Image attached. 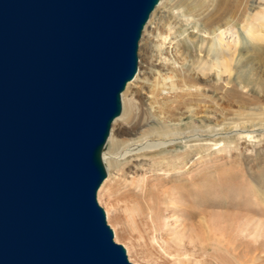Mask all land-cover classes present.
<instances>
[{
	"label": "water",
	"instance_id": "95a60500",
	"mask_svg": "<svg viewBox=\"0 0 264 264\" xmlns=\"http://www.w3.org/2000/svg\"><path fill=\"white\" fill-rule=\"evenodd\" d=\"M160 0H0V264H133L98 192Z\"/></svg>",
	"mask_w": 264,
	"mask_h": 264
},
{
	"label": "rangeland",
	"instance_id": "374dc122",
	"mask_svg": "<svg viewBox=\"0 0 264 264\" xmlns=\"http://www.w3.org/2000/svg\"><path fill=\"white\" fill-rule=\"evenodd\" d=\"M215 2L216 0H173L165 6L155 9V11L157 10L156 15L150 24L148 23L151 18L147 23L150 25L149 29L151 32L146 36V41H149L148 49L142 50L141 48L144 32L139 43V65L141 60H143L144 62L142 61V65H144V67L142 70L144 69L145 71L141 72L138 81L132 83V88H134H131V91L136 93L137 101L139 99L141 102L145 100L147 103H150L155 100L158 106L161 105L166 107L167 110L177 107L180 103L178 99L181 97V101L185 100L184 103H188V105H192V107L180 109L178 111V116L182 117L183 113L185 114L190 110L198 111V114L194 117V121L197 125L200 120L209 115L211 125L218 128H221L224 123H229L231 120L233 121L234 118V121L237 122L246 123L249 120L250 122H247L248 126L251 121H254L253 124H261L259 119H264V94L261 90L259 91V89L256 88L257 86L255 83L260 87H264V61L258 58L261 57L259 52H262L264 47H260L257 43L249 41L244 35L243 41L245 40L247 43L242 45L243 49H241L243 51H239L236 64L233 66L237 67L241 64H247L244 68V73L247 75V80H250V84L251 82L254 83L251 85L255 88L253 91H250L249 88H244V86H239L236 72L232 73L229 79L230 81L228 82V79H224V75H220L221 77L218 76L220 69L217 67L211 68L212 73L208 76H202V79H200L198 72L191 68L193 58L196 56L206 59L210 58V62H217L223 56L222 48L219 46L212 50V52L207 49V46L203 48L202 38L209 43H216V38L214 37L223 31L225 34L224 36L230 40L232 44L238 42L236 36L230 31V29L234 27L233 24L236 18L223 19L219 24L221 26L225 25L222 27V30L216 31L217 27H212L209 31L207 30L209 33L208 35L204 33L205 31L196 29V27L201 29V27H204L206 23L209 24L212 20L208 14L211 9L210 6ZM258 3H260L259 0H244V5L246 7L247 5L251 6L254 4V13H260L261 11L263 13L262 15H264L263 2L262 4L260 3L263 9L256 8ZM177 4H179V6L176 7ZM261 54L263 55L264 53ZM239 55H242V57ZM238 56L239 58L241 57V60L238 59ZM247 61H249V63ZM171 73H173V80L175 82L177 81L176 83L182 82L178 84L179 86L174 90L172 86L169 85L171 84V80L164 81V78ZM188 80H193L196 84L190 83ZM245 87L248 86L246 85ZM258 91L261 94H259ZM253 116L258 119H252L251 117ZM232 117L234 118L232 119ZM236 117H238L239 120H236ZM259 133L251 140H247L246 138L243 139L238 135L227 136L226 140L228 142H225L226 145H224V143L220 144L224 145L226 148L217 145L215 147L216 149H213L211 153H209V156H207L208 151H202L204 148L206 149L205 146L202 148H200L201 146L198 147V150L193 152L192 156L184 159L187 163H185L183 167L179 164L180 167H182L180 170L182 177L174 180L173 176H167L166 174H161L158 177L156 176L157 179L164 177L161 181H164L166 178V188L158 187V190L153 189L146 199H143L141 187L138 186V182L143 179V176L139 175L142 172L139 170L140 166L135 165H140L141 163L145 165L149 164L150 159L148 158H151V156L146 158L143 157V159L140 158L138 161H133L136 158L134 157L132 159L133 162L130 160L132 157L127 161H124V159L123 161L125 164L123 163L122 166L119 167L121 170L118 168L117 170H113L111 173V181L107 183L108 186L105 188V194L109 199L111 198L110 205L111 207L114 206L113 209L115 214L113 216H115V223L117 222L116 225L118 226L121 239L120 242L116 241L113 224H110L107 216L108 225L114 232L115 242L124 247L126 246V250L127 245L132 244L135 250L132 258L135 263L138 262V264L254 263L252 259H254L256 253L255 246L260 245V242L264 241V236L262 237L263 239L261 238L257 241L258 243H250L247 235H244L242 232L247 228L245 234L248 233V236H250V232L253 231V229L255 230L258 225L260 227L263 225L262 229H264V223H262L264 222V132ZM217 136L219 137V135ZM189 150L190 148L186 151L188 152ZM162 155L167 156L170 155V153H164ZM137 162L138 164H136ZM133 176L136 177L133 178ZM132 179H135L137 183L134 182L132 185ZM170 187L175 190L179 189L180 191L179 201H184L181 205V210H177V207H175L173 203L175 194L174 192H170L171 190L169 191ZM164 189H167L168 193L165 192ZM167 199H171L172 201V204L170 203L173 205L172 210H175L176 213H182L181 216L186 219V231L189 233L190 230L192 231V238L196 234L195 231L193 232V228H198L196 231H201L202 225L204 230V226L208 222V225H206L208 228L205 227V229L206 233L208 232L207 238L209 243H201L199 249H197V252L194 254H192L194 248H188L194 246V244L191 245L193 242L192 238L191 240L189 238L188 243L191 242L189 244L190 246H188V243L182 245L186 247V251H184L185 248L183 250L173 245L170 239V242H168L169 247L167 248L168 254L162 253L164 248L162 250L160 245L158 246L156 243L153 244V235L150 232V230L152 231V227L150 224H154L153 220L155 223H160L161 216L169 204ZM179 201H177V203H180ZM98 202L100 204L99 198ZM148 203L152 206V214L149 213ZM100 206L106 212L104 205L100 204ZM125 209L127 211H124ZM131 215H133L132 217H139L138 215H140L139 218L145 220V222L139 220L137 224L138 232L135 231L132 234L129 233L131 229H128L130 227L127 223V218L131 217ZM247 218L249 220H255L256 218V220L246 222ZM258 220L262 221L258 222ZM210 227H213L212 230H210ZM166 234L165 236L169 238L168 232ZM140 236L142 241L138 242L137 239ZM215 236L216 238L218 237L217 240L219 239L220 243L217 244L212 241ZM198 240L202 241L201 235L198 236ZM221 244L222 250L218 248V245ZM225 249H227L230 254ZM169 252H171L170 255ZM127 255L130 260L128 250ZM130 262L135 264L131 260Z\"/></svg>",
	"mask_w": 264,
	"mask_h": 264
},
{
	"label": "bare ground",
	"instance_id": "6f19581e",
	"mask_svg": "<svg viewBox=\"0 0 264 264\" xmlns=\"http://www.w3.org/2000/svg\"><path fill=\"white\" fill-rule=\"evenodd\" d=\"M171 1H173V0H160L159 5L157 6L158 9L162 6L167 5ZM259 2L261 4L263 2V6H264V0H259ZM260 3H258L256 8H262V5ZM177 6H179V4H177L176 7ZM210 7H211V9H210V11L208 10L209 11L208 15L211 17L210 19H212V20L209 22V24L206 23V25L204 27H201V29L199 27H196V29H199V31H205L204 33L205 34L207 33L206 35H208L209 34L208 31L212 27L213 28L217 27L216 31L222 30V27H224L225 25L221 26L219 24L221 23V21L223 19L236 18V21L235 20H234L235 22L233 21L234 27H233V29L231 28L230 31L236 36V38L238 39V42H235L234 44H232L231 41L228 40L224 36L225 34L223 31L218 33V35H216L214 37V38H216V43L215 42L209 43L208 41H206L205 39L202 38L201 40L203 42V45H202L203 48H205V46H207V49L212 52V50H214L216 47L219 46L222 48L221 50L223 51V54H222L223 56L217 62H210L211 61V60L209 61L210 58L206 59V58H203L200 56H196L193 58V61L191 63V68L194 71L198 72V75H200L199 76L200 79H202V76H204V75L208 76V75H210V73H212L211 68L217 67L220 69V73L218 74V76L221 77L220 75H224V79L225 78L228 79L227 80L228 82L230 81L229 79L231 78L232 73L236 72L237 76H238L237 78H238L239 86H244V88H249L250 91L255 90V88L251 86L254 83L251 82V84H250V82H249L250 80H247V75H246V73H244V71H245L244 68L246 67L247 64H243V65L241 64L237 67H233V66H234V64H236L237 54L239 53V51H243L242 45L244 43H247L245 40L243 41L244 35L246 38L249 39V41L257 43V45H259L260 47H264V15H262L263 13L261 11H260V13L256 12L257 14L254 13V10H255L254 4L251 6L247 5V7H246L244 5V0H216V2L214 4H212ZM156 12H157V10L152 14L151 20L148 24H150L152 22L154 16L156 15ZM148 24H147V27L144 31L143 41L141 43L142 50H147L149 47L148 46L149 41L148 42L146 41V36L149 33H151L150 29H149L150 25H148ZM237 28H238V30H237ZM239 45H240V48H239ZM263 50H264V48L262 49V52H259V55L261 57H258V58L260 60L264 61V54L263 55L261 54V53H264ZM243 55H244V53H243ZM239 56L242 57V55H239ZM239 56H238V59L241 58V57L239 58ZM142 61L143 60H141V62H140L139 69H138L139 72L137 73L135 79L131 83L128 84L125 92L123 93V112H122V115L118 119H116L115 122L113 123L111 135H110L108 143H107V149L103 153L105 165L107 167L108 176H107V179L105 180V182L102 184L101 188L99 189V192H98L99 197L98 198H99L100 204L104 205V207L106 209L108 220H109L110 224H113V228H114V231L116 234V241L117 242H120L121 239H120V235H119L118 226L116 225L117 222L115 223V218H114L115 216H113L115 214L114 209H113L114 206L111 207V205H110V199L111 198L109 199L107 197V195L105 194V188H107V186H108L107 183L108 182L110 183V181H111V177H112L111 173L113 172V170L114 169L117 170V168L119 170H121L119 167L122 166L123 163L125 164L124 161H127L131 157H132L130 159L131 161L134 157H136V158L133 161H138V159H140V158L143 159V157L146 158V157L151 156V158H148V159H150L149 164L145 165V164L141 163L140 165H135V166H140L139 170H141V172H142L139 175H142L143 179L138 182V186L141 187V194H142L143 199H146L149 196V193L153 189L158 190V187L166 188V184H167L166 178L164 181H161V180H163L164 177L157 179V177L159 175H161V174L165 175L166 174L167 176H173L174 180L181 178L182 176H181L180 170L183 167V165L185 163H187L186 161H184V159L189 157V156H192V153L196 152L198 150V147L201 146L200 148H202L203 146H205L206 149L204 148L205 150L203 149L202 151H205V152L208 151L207 156H209V153H211V151L213 149H216L215 147L217 145H220L223 143H224V145H226V143L228 142L226 140L227 136H237L238 135L243 139L246 138L247 140H251L259 132H261V133L264 132V119H261V118L259 119L260 121L258 120L261 124H253L254 121L253 122L251 121L250 125L248 126V123L250 122L249 120H248L249 122L247 121L248 123L247 122L246 123L245 122H237V121H234L235 118L232 117V119L234 118L233 121L231 120L229 123H224V125L221 128H218L216 126L211 125V120L209 118L210 117V115H209V116H206L205 118H203L202 120H200L199 124L197 125L196 122L194 121V117L198 114V111L190 110L185 114L183 113L182 117L178 116V114H179L178 111L180 109H183V108L188 109V108L192 107V105L190 106V105H188V103H184L185 100L181 101V99H180L181 97L179 98V96H178V98L180 99V100L178 99V101L180 102L179 105L177 107H175L174 109L169 108L168 110L166 107H163L161 105L158 106L156 103L157 101H155V100H154V102L151 101L150 103H147V101H145V100H143V102H144L143 103L139 99L137 101L136 100L137 99L136 93H133L131 91V88H132V83L139 80L141 72L145 71L144 69L142 70V68L144 67V65H142L143 64ZM254 61H255V59H254ZM247 62L249 63V61H247ZM205 71H207V72H205ZM168 75L166 76V74H165L166 77L164 78V81L171 80V84H169V85H171L172 89L174 90L179 86L178 84H180L182 82L176 83L177 81L175 82L173 80L174 79L173 73L168 74ZM253 76H251V77H253ZM188 81L190 83L196 84V82L193 80H188ZM254 82H256V81H254ZM246 85L248 87H245ZM255 85L257 86L256 88H258L259 91L261 90L262 93L264 94V87H260L257 83H255ZM259 94H261V93L259 92ZM238 117H236V120L238 119ZM251 118L253 119L256 117L253 116ZM262 118H263V116H262ZM256 119H258V118H256ZM228 120H230V119H228ZM217 135H219V137ZM229 139H231V138H229ZM224 145H220V146H224ZM220 146H219V148H220ZM188 148H190V150L187 152L186 150ZM224 148H226V147L224 146ZM163 150H165V151H163ZM164 153H170V155H167V156L162 155ZM136 164H138V162ZM179 164L182 165V167H180ZM136 176H133V178ZM127 179H129V178H127ZM165 181H166V183H165ZM169 181H170V179H169ZM134 182L137 183V181H135V179L134 180L132 179V181H131L132 185ZM173 183H174V181H173ZM190 190H192V189H190ZM164 191L168 193L167 189L166 190L164 189ZM169 191L172 193L174 192L175 197L173 198V203L175 204V207H177L176 209L179 210L181 208V205L184 203V201H181V200L179 201V198H180L179 189L175 190L172 187H170ZM177 201H179L180 203H177ZM167 202L169 204L170 203L172 204L171 199H167ZM169 204L167 205L163 215L161 216L160 223L159 224L155 223V221L153 220L154 224L153 225L150 224V226L152 227V231L150 230V232L153 235L152 236L153 244L156 243L158 246L160 245L162 250L164 248L162 253H165V254L167 253V248L169 247L168 242H170V239L172 240L171 242L173 243V245L180 247L183 250L185 248L184 251H186V247H184L182 245H184L185 243H188L189 238L191 240L192 235H193V234L191 235L192 231L190 229H189L190 233L188 231H186V223L187 222H186V219H184L181 216L182 213H176L175 210H172L173 205H171V204L169 205ZM115 207H117V206H115ZM126 209L124 211L128 210V209L127 210ZM148 210H150V212H149L150 214L153 213L152 206L149 203H148ZM255 212H256V210H255ZM117 214H119V213H117ZM127 215H129V214H127ZM132 216L133 215H131V217L127 218L128 219L127 223H128V226L130 227L128 229H131L130 230L131 232H129L130 234L137 231V227H138L137 224L139 223V220L145 222L144 219L139 218L140 215H138L139 217H132ZM250 220L252 222L254 219L253 220L250 219ZM250 220L247 218L246 222H249ZM255 220H256V218H255ZM259 220H260V218H259ZM259 220H258V222L262 221V220L261 221H259ZM146 222L148 223L147 220H146ZM262 223H264V222H262ZM206 225H208V222ZM206 225L204 226V230H203V227L201 225V228H202L201 231H199V230L196 231V229H198V228H195V229L193 228V232L195 231L196 234L192 238L193 242L191 245L194 244V246L188 247V248H192V249L194 248V252L192 251V254L197 252V249H199V246L201 245V243H204V244L209 243V240L207 238L208 232L206 233V229H205V227H207ZM247 227H248V225H247ZM262 227H263V225H262ZM262 227H260L258 225L255 230L253 229V231L250 232V236H248V233L245 234L247 232V228L245 230H243L242 233L244 235H247V237L250 240V243H256L259 239H261L264 236V234H263L264 229H262ZM189 228H190V226H189ZM210 228L209 229L212 230L213 227H210ZM167 232L169 234V238H168V236H165V234ZM199 235L202 236V241L198 240ZM223 237H225V236H223ZM217 238L215 236L212 239V241L218 244V243H220L219 242L220 240L219 239L217 240ZM219 238H221V237H219ZM137 241L138 242L142 241L141 236L137 239ZM190 243H188V246H190L189 245ZM260 243H261L260 245L256 244L258 246H255L256 247L255 248L256 253L254 255V259H252L254 262L252 264H261V263L263 264L264 263V241H262ZM223 246H224V244H223ZM218 248L221 249L222 244L218 245ZM127 250H128L130 260L135 263V261L132 258V255L135 251L134 246L132 244L127 245ZM225 250H227V249H225ZM170 253L171 252H169V255H170ZM224 253H225V251H224ZM229 254H230V252H229ZM135 264H138V262Z\"/></svg>",
	"mask_w": 264,
	"mask_h": 264
}]
</instances>
